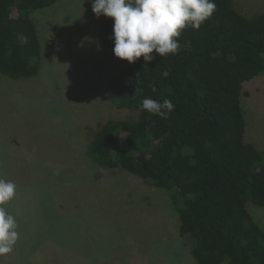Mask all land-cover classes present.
Returning a JSON list of instances; mask_svg holds the SVG:
<instances>
[{
  "label": "rangeland",
  "instance_id": "374dc122",
  "mask_svg": "<svg viewBox=\"0 0 264 264\" xmlns=\"http://www.w3.org/2000/svg\"><path fill=\"white\" fill-rule=\"evenodd\" d=\"M232 3L243 15L264 11V0ZM31 18L39 73L0 74V178L16 185L4 207L18 233L0 264H197L167 190L86 154L107 119L136 118L107 100V86L138 59L129 63L100 43L88 0H58ZM247 83L244 137L263 151L264 72ZM246 207L264 228V207Z\"/></svg>",
  "mask_w": 264,
  "mask_h": 264
},
{
  "label": "trees",
  "instance_id": "16d2710c",
  "mask_svg": "<svg viewBox=\"0 0 264 264\" xmlns=\"http://www.w3.org/2000/svg\"><path fill=\"white\" fill-rule=\"evenodd\" d=\"M57 1L0 0V74L39 73L41 43L31 14ZM214 2L198 29L189 25L175 38V54L153 52L150 62L141 56L110 79L107 100L137 116L107 119L86 154L167 190L197 264H264V228L246 207H264V150L245 140L241 111L255 79L247 82L264 72V11L243 15L232 0ZM112 33V18L101 15L97 35L109 50ZM144 98L169 99L174 109L153 115L141 110Z\"/></svg>",
  "mask_w": 264,
  "mask_h": 264
},
{
  "label": "clouds",
  "instance_id": "9594fccd",
  "mask_svg": "<svg viewBox=\"0 0 264 264\" xmlns=\"http://www.w3.org/2000/svg\"><path fill=\"white\" fill-rule=\"evenodd\" d=\"M91 8L97 18H112L113 54L132 63L141 56L145 62L153 61V52L175 54L179 48L175 38L189 25L198 29L216 4L214 0H91ZM140 107L162 118L174 109L169 99L161 103L144 98ZM15 189L12 181L0 178V255L10 253L18 238L16 220L4 207Z\"/></svg>",
  "mask_w": 264,
  "mask_h": 264
}]
</instances>
